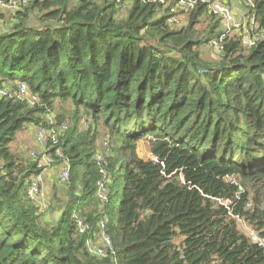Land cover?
I'll list each match as a JSON object with an SVG mask.
<instances>
[{
    "label": "trees",
    "instance_id": "trees-1",
    "mask_svg": "<svg viewBox=\"0 0 264 264\" xmlns=\"http://www.w3.org/2000/svg\"><path fill=\"white\" fill-rule=\"evenodd\" d=\"M195 1L187 12L181 0H27L0 14L8 24L0 87L23 83L39 100L0 96V264L264 263L262 247L236 222L264 236V0L245 7L259 25L252 46L239 30L220 31L223 22ZM33 14L39 24H29ZM200 16L208 19L203 34ZM213 41L220 60L208 62L201 47ZM56 100L71 106L56 114ZM49 113L67 123L50 162L59 173L67 160L70 178L65 202L47 197L40 214L25 197L35 162L10 145L18 131L46 126ZM99 124L110 147L101 165ZM141 139L152 158L138 156ZM100 166L109 191L102 211ZM102 217L112 251L97 257L85 243Z\"/></svg>",
    "mask_w": 264,
    "mask_h": 264
},
{
    "label": "built area",
    "instance_id": "built-area-1",
    "mask_svg": "<svg viewBox=\"0 0 264 264\" xmlns=\"http://www.w3.org/2000/svg\"><path fill=\"white\" fill-rule=\"evenodd\" d=\"M160 3L164 4L166 0H157ZM204 2V0H201ZM211 1V0H210ZM245 3V7L252 8L255 3L254 0H242ZM27 3V0H0V14H5L7 16L14 15L19 8L24 6ZM195 0L184 1L181 0V8L184 10L192 9ZM207 8L214 16L221 17L223 22H226L228 28L233 27L238 29L243 34V43L247 46H252L255 44L256 39L259 35V25L256 22L254 16L245 13L242 20H237L235 14L230 10V7L223 2L212 0L211 2H206ZM125 4L122 5L124 9ZM178 22V21H177ZM213 45H217L216 41H213ZM17 99H26L30 105L37 103L38 97L33 95L28 90V87L19 83L17 90L13 91L11 88L7 89L0 87V96H13ZM46 126H36L34 128V139L35 142L40 146V150H31L29 153L30 158L35 162V172H33L28 179L25 197L32 201L36 207L37 211L40 214H45L48 211L49 203L47 201V194L44 188V171L49 165V149L52 145L58 144V132H64L67 130V123H62L59 126L56 125L55 117L52 114L46 115ZM56 154L59 153L57 149ZM110 155L109 141L107 138L102 143V151H99L95 154V160L98 165L105 162V157ZM101 177L96 182L97 188V198L100 200V208H102L108 202V188H107V179H106V170L103 166H100ZM70 178V164L67 160L62 163L61 169L59 170L57 176L58 184H65L69 182ZM251 204L247 203V207H250ZM83 219L77 220V228L79 233H84L87 230V225L84 223ZM107 222L106 218L102 217L98 222L99 230L94 239H89L86 241V248L88 252L97 257H103L107 252L112 251V242L111 238L105 233V223ZM236 222L238 228L243 230V233L250 238L251 242L256 243L261 246L264 252V236L258 234L253 226H251L243 218L236 217ZM264 264V263H263Z\"/></svg>",
    "mask_w": 264,
    "mask_h": 264
},
{
    "label": "rangeland",
    "instance_id": "rangeland-1",
    "mask_svg": "<svg viewBox=\"0 0 264 264\" xmlns=\"http://www.w3.org/2000/svg\"><path fill=\"white\" fill-rule=\"evenodd\" d=\"M78 0H70V4H76ZM97 2H101L102 0H95ZM212 1V0H211ZM210 0H204V2H211ZM220 2H223L224 4L228 5L230 7V10L235 14V17L237 20H242L244 18L246 9H245V3L242 0H217ZM127 3H130L131 0H126ZM233 9L236 11L234 13ZM192 9L186 10L189 12ZM187 14V13H186ZM186 14H180V23L182 25L187 23L188 17ZM37 14L32 15V19L29 22L30 25H34V19L37 20V23L39 24V20L37 19ZM217 19L222 21L221 17L217 16ZM223 22V21H222ZM36 23V24H37ZM208 24V19L206 16H200L199 22L197 23L196 27L199 30L201 34L206 32ZM219 30L222 32H226L228 36H233L236 34L238 29H235L233 27L228 28L226 25V22L220 23ZM8 28V24L0 20V31L5 30ZM240 31V30H239ZM241 32V31H240ZM202 36V35H201ZM218 45V44H217ZM217 45H203L201 47V57L203 60L208 62H216L220 60V50H218ZM246 45V44H245ZM247 46V45H246ZM7 89H9L7 87ZM60 106H63L65 108H70L71 103L67 102L66 104H63L61 101L56 100L55 102V110L54 112L60 113ZM53 112V111H52ZM54 114V113H53ZM83 119H85V116H82ZM67 118V115H66ZM68 119V118H67ZM83 119L79 120V125H81V130H86L88 128V125L83 121ZM59 133V132H58ZM96 141L95 146L97 149H99L102 146L103 141L108 136L107 135V129L102 125L99 124L96 127ZM34 127L30 126L25 130H20L16 133L15 139L12 141L10 145V150L12 153H14L18 158L29 160L28 155L31 150H40V146L35 142L34 139ZM102 149V147H101ZM137 154L139 157L143 159L152 158L149 151V145L147 140L141 139L137 142V148H136ZM1 165V164H0ZM60 166L58 164H54L50 162L49 165H47L45 171H44V188L48 197V200L53 204V201L58 199L60 200V204H63L66 200V192L64 185L57 184V174L58 169ZM57 203H54L53 205H56ZM52 216V215H49ZM53 218V217H52ZM243 232V230H241ZM245 234V233H244Z\"/></svg>",
    "mask_w": 264,
    "mask_h": 264
},
{
    "label": "crops",
    "instance_id": "crops-1",
    "mask_svg": "<svg viewBox=\"0 0 264 264\" xmlns=\"http://www.w3.org/2000/svg\"><path fill=\"white\" fill-rule=\"evenodd\" d=\"M234 13L236 12L234 9H233Z\"/></svg>",
    "mask_w": 264,
    "mask_h": 264
}]
</instances>
